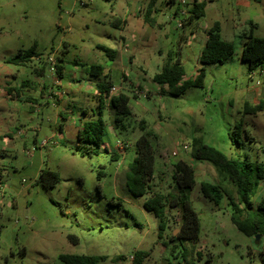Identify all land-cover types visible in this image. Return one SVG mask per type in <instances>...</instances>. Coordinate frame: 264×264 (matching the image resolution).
<instances>
[{
	"label": "rangeland",
	"instance_id": "rangeland-1",
	"mask_svg": "<svg viewBox=\"0 0 264 264\" xmlns=\"http://www.w3.org/2000/svg\"><path fill=\"white\" fill-rule=\"evenodd\" d=\"M138 1L132 31L114 25L128 0H0V119L6 131L0 137V264H62L59 255L131 264L139 251L149 253L143 264H264V236H244L230 221L227 199L215 206L199 191L201 183H219L236 200L235 188L210 164L187 160L183 150L201 138L229 159L264 167V68L249 75L241 60L249 37L264 39V0H154L150 23L144 18L151 0ZM195 2L205 4L203 18L187 24L186 17H175ZM215 22L233 54L222 65L204 66L202 88L172 96L152 82L168 56L181 61L185 80L193 79L201 40ZM99 46L115 51L114 61ZM30 49L39 56L24 66L6 63ZM49 57L64 68L62 89ZM104 81L138 105L125 129L116 130L117 142L127 146L120 151L135 146L141 121L154 133L153 192L172 190L174 162L197 167L190 191L199 219L196 241H170L178 234L176 212L157 239L158 223L142 208L144 197H131L125 186L131 152L119 165L102 149L91 157L75 153L77 128L98 117L95 84ZM244 104L261 110L246 113ZM102 112L112 132V114ZM44 170L58 174L53 188L37 182ZM250 201L254 209L264 201V180Z\"/></svg>",
	"mask_w": 264,
	"mask_h": 264
},
{
	"label": "trees",
	"instance_id": "trees-1",
	"mask_svg": "<svg viewBox=\"0 0 264 264\" xmlns=\"http://www.w3.org/2000/svg\"><path fill=\"white\" fill-rule=\"evenodd\" d=\"M259 3L261 0H250ZM154 0H151L145 14L144 21L150 23L149 13ZM174 0H171V4ZM205 4L193 3L188 9L187 24L204 17ZM176 14V12H175ZM174 14V15H175ZM121 23L119 19L114 21L118 27ZM98 49L105 52L110 60L116 56V52L99 46ZM233 54V46L224 42L220 35V24L218 22L206 30V41L204 47L197 57V63L200 68L195 77L191 80H183L185 76L181 61L173 56H168L166 64L161 71L152 77V82L158 86L166 87L167 92L172 96L182 95L189 88H202L205 79L204 66L224 64ZM39 56L34 49L25 52H18L12 58L6 61L7 64L24 66L31 59ZM241 60L248 65L249 75L264 68V39L249 37L242 48ZM56 76L62 77L63 67L55 65ZM100 68L91 69L96 73ZM41 73V72H40ZM112 88L111 82L104 81L96 83L98 93V117L95 121L86 123L76 135L77 155L91 157L96 154V149H100L106 128L102 118L103 105L108 100V108L113 114L114 130L125 129V120L131 116L129 107V98L118 93L110 95ZM162 93L164 91H161ZM260 106L250 107L244 104V112L251 113L260 111ZM139 129L141 135L135 144L136 157L128 166L125 173V186L129 195L133 198L146 197L142 208L151 213L157 220V239L160 240L167 228L169 220L168 212L178 213V234L171 236L170 241H196L199 235V219L191 207L190 191L195 184V175L193 169L183 161H176L172 164L173 173L171 176L172 190L165 194L152 191L151 180L154 173V153L150 143V138L154 136L152 130L145 127L144 121H141ZM189 157L195 162H205L215 168L219 176H223L235 188L237 199L235 200L219 184L201 183L199 186L200 194L215 206H219L224 198L228 201L230 207V221L234 227L246 237L254 238L264 236V201L256 209L250 201V197L259 181L264 180V167L262 164H251L239 159H229L218 150L206 145L201 138H193L188 145ZM117 154L111 153L110 160L117 161ZM37 182L44 188H53L59 182V176L55 172L48 170L41 171ZM74 241V238H70ZM184 248V247H183ZM182 248V249H183ZM182 250V258L186 255ZM149 257L145 251L136 252L132 257L131 264H143ZM199 258V255H198ZM58 260L62 264H97L103 257L93 256H75L59 255ZM190 264H194L193 262Z\"/></svg>",
	"mask_w": 264,
	"mask_h": 264
},
{
	"label": "crops",
	"instance_id": "crops-1",
	"mask_svg": "<svg viewBox=\"0 0 264 264\" xmlns=\"http://www.w3.org/2000/svg\"><path fill=\"white\" fill-rule=\"evenodd\" d=\"M129 1V3H126V6H127V10L126 11H124L123 10V17L122 18H119V20L121 21V23H119L118 24V27H120V28H126V27H132V31L134 30V26L133 25H135V24H137V22H136V19H137V13H138V10H139V1L138 0H128ZM131 1H133L134 3H135V5H134V8H131L132 7V3H130ZM169 3H171V0H169ZM136 4L137 5H139L137 8H135V6H136ZM131 6V7H130ZM154 11H156V10H154ZM194 22V21H193ZM192 22V23H193ZM191 23V24H192ZM213 25V24H212ZM210 28V27H209ZM208 28V29H209ZM207 29V30H208ZM220 30H221V28H220ZM134 34H135V31H134ZM205 37H204V39H202L201 40V45L202 46H200L201 47V49L204 47V44H205V41H206V30H205ZM192 37H193V39H196V34L195 33H193L192 32ZM125 42H127V43H125ZM129 42H130V40H128V39H125L124 41H122V46H125V49H126V45H129ZM196 44V43H195ZM200 49V50H201ZM198 55H199V52L197 53ZM196 54V58L198 57V55ZM131 56H133V55H130L129 57H131ZM115 58V57H114ZM127 60L130 62V58H127ZM112 61H114V59L112 60ZM63 67V66H62ZM197 70L198 69H195V73H197ZM63 73H64V68H63V70H62V76H63ZM41 74V73H40ZM106 77V76H105ZM62 78V77H61ZM131 79H133V81H132V84H133V82L134 81H137V79H138V77H137V73H135V76H134V78H132L131 77ZM59 80V79H58ZM152 80V79H151ZM183 80H185L184 78H183ZM127 84H131V83H127ZM59 85L61 86V83H60V80H59ZM121 85H122V87H123V84H122V81H121ZM22 87L24 86H26V84H22L21 85ZM95 86H96V84H95ZM124 86H125V84H124ZM158 86V85H157ZM122 87H121V89H122ZM158 87H160V89L161 88H163L162 86H158ZM63 87L61 86V89H62ZM166 88V87H165ZM167 89V88H166ZM120 93V92H119ZM116 94H118V93H115V95ZM96 96H97V100H98V93H97V90H96ZM132 102V104H131V102ZM132 106H136V108H137V103L134 101V103H133V101L131 100V99H129V107H130V110H131V107ZM103 110H105V111H110L109 110V108H108V100H106L105 101V104L103 105ZM111 112V111H110ZM103 113V112H102ZM111 114H112V112H111ZM102 118H103V120H104V116H103V114H102ZM104 123H105V128H106V132H105V136H104V138H105V140L103 139V142H102V145H101V148L100 149H102L109 157H110V154L111 153H115V154H117V161H116V163H118V165L122 162L123 163V160L124 159H126L127 158V153L128 152H131V160L127 163V170H128V166L131 164V162L133 161V159L136 157V153H135V146H133V147H131V149H129L128 150V152L127 153H123V152H121L120 150H123V149H126L127 148V146H125V145H123L122 143L120 144V143H118L117 142V140H116V135H115V133H116V130H114V126H113V114H112V132H109L108 131V125L106 124V122H105V120H104ZM86 124V123H85ZM84 124V125H85ZM4 126H5V122L4 121H2L1 119H0V137H2V136H4L5 135V130H4ZM2 127H3V129H2ZM83 128V127H82ZM81 128L79 127V128H77V132L80 130ZM4 134V135H3ZM77 134V133H76ZM107 134L108 135H111L112 137H114V139H113V141L111 140V138L110 139H107ZM188 147V146H187ZM186 159L187 160H189L190 162H192V160L190 159V157L188 156V157H186ZM181 161V160H180ZM184 162V161H183ZM197 168V167H196ZM195 168V169H196ZM193 169V168H192ZM195 169H193V171H194V175H195ZM146 200V197H144V201ZM144 201L141 203V206L143 205V203H144ZM222 203V202H221ZM172 212H175V211H171V212H168V215H170ZM176 214L178 215V213L176 212ZM171 215H173V214H171Z\"/></svg>",
	"mask_w": 264,
	"mask_h": 264
},
{
	"label": "built area",
	"instance_id": "built-area-1",
	"mask_svg": "<svg viewBox=\"0 0 264 264\" xmlns=\"http://www.w3.org/2000/svg\"><path fill=\"white\" fill-rule=\"evenodd\" d=\"M179 16H183V17H186V18H188V12H187V10H183V11H181V12H179V13H176L175 14V17H179ZM178 27H182V24H178ZM39 58V57H38ZM37 58V60H41V58H39L38 59ZM47 62L49 63V64H51L52 66L50 67V71L51 72H55L56 73V68H55V60L53 59V58H51V57H49V58H47ZM255 73V72H254ZM254 73H251L250 75H252V74H254ZM56 80V81H55ZM54 80V83H56L57 82V79H55ZM116 93V91H115V88L114 87H112L111 89H110V95H114ZM183 150L184 151H188V147L187 146H183ZM172 156L173 157H176L177 156V154L176 153H172Z\"/></svg>",
	"mask_w": 264,
	"mask_h": 264
}]
</instances>
